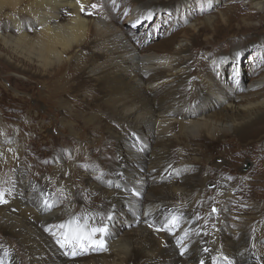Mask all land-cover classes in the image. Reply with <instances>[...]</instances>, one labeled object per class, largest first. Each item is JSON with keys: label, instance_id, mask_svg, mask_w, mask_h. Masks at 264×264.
<instances>
[{"label": "bare ground", "instance_id": "bare-ground-1", "mask_svg": "<svg viewBox=\"0 0 264 264\" xmlns=\"http://www.w3.org/2000/svg\"><path fill=\"white\" fill-rule=\"evenodd\" d=\"M128 1L131 0H122V4ZM177 1L132 0L134 7L127 21L141 19V22L146 23L154 14L160 16L169 13L178 5L184 10V3H180L183 0ZM206 1L211 5L220 0ZM109 3V0H0V57L5 59L9 67L25 70L24 65L30 73L44 77L43 86L47 91L45 100L50 105H56L59 112L55 115L54 125L65 128L70 137L75 136L88 144L75 150L74 164L71 162L63 167L61 154L64 150L61 146H72L78 141L63 135L61 140L51 143L53 151L48 148L46 152L47 155L54 153L58 159L56 168L59 173L38 180L39 184L23 181L26 175L23 163L26 162L27 154L45 152L29 150L18 139L8 142L7 148L0 145V162L12 167V170L14 168L16 177V187L11 186L8 192L0 193V231L12 248H8L12 254L5 249L0 251V264H206L211 257L214 258L212 264H264V214L258 207L252 206L254 212L239 211L242 215L237 218L238 223L233 224L236 220H227L235 189H232L231 182L217 175L213 186L215 192H206L204 185L206 183L207 187L210 184L203 175L210 173V169L213 173L218 170V174L222 170L227 171L225 167L228 164L224 163L225 167H222L209 163L208 159L200 161V158L193 156L195 151L200 153L199 156L210 152L214 156L224 155L227 161L236 160L233 155L242 154L245 148L237 147L234 142L225 139L239 135L235 139L244 140L252 149L264 140L262 68L252 71L249 83L243 85L245 94L228 90L222 95L214 88L216 85L213 87L205 77L199 81L202 92L195 95L188 75L198 57L192 51L199 52L194 44L200 40L194 34L200 29L213 35L218 25L228 30L227 27L234 19L221 15L217 19L209 16L197 25L190 24L188 30L192 31L193 37L186 30L176 40L174 36L171 41L160 42L158 46L162 49L161 53L154 49V52L139 54L129 44L134 36L133 29L118 30L111 21L108 22L107 18L96 13L103 4ZM251 6L261 12L264 0H253ZM2 24L6 26L1 28ZM241 25L238 31L254 33L256 30L255 25L246 19L241 20ZM203 41L216 40L205 35ZM214 44L218 45L216 42ZM215 50L217 54L220 53ZM2 51L6 54H2ZM230 57L236 64H240V57H235L233 52ZM218 59L214 62L220 66L225 57ZM199 66L194 68V72L204 68L203 64L201 68ZM243 67L242 63L240 69L243 70ZM239 71L236 69L235 73ZM148 74L152 76L146 81L145 76ZM182 88H187V91ZM66 93L76 98L75 104L63 100V94ZM186 97L194 102L192 111H177L185 105ZM211 100L213 104L210 106L208 101ZM208 107H213L214 114L209 112ZM101 117L111 124L107 122L106 125ZM80 122L86 126L87 133L92 129L94 136L90 133L85 137L77 135L75 129ZM131 134L137 136L135 141L140 140L142 147L133 140H128L126 145L125 139H131ZM253 137L256 138L252 141ZM247 138L251 141L245 140ZM202 142L209 144L203 145ZM96 147L105 148L109 157L102 160L95 158L90 152ZM131 147L140 151L131 152ZM176 148L177 151L174 150ZM78 158L84 159L80 163L81 159L77 161ZM87 162L91 169L115 175L118 185L128 191L124 195L120 190L110 194L96 183L89 184L86 191L91 194L100 192L101 198L82 196L80 190L74 193L73 186H78L75 180L81 171L79 167ZM37 168L36 163H32L31 169L27 170L28 175L44 172V169ZM87 168L88 165L83 169ZM256 173L258 171L253 170L252 175ZM260 176L259 180L262 179ZM168 178L172 185L154 186V183ZM135 181L136 186L133 185ZM145 181L154 184L147 193L142 186ZM41 184L47 187L55 185L70 194L65 197L56 190L53 197H50V192ZM240 184L244 185L243 182ZM17 188L21 191L23 189L25 193ZM237 188L243 193L244 188ZM133 193L138 196L132 198ZM139 197L144 199L147 207L142 218L132 214L123 223L118 222V230L115 231L101 224L110 223L114 226L115 216L121 218L119 213L122 216L130 214V207L135 206ZM59 199L65 200V204L57 210L53 205ZM79 201L86 203L82 214L76 207ZM212 204L217 206L211 211ZM123 205L125 209H122ZM106 207L110 212L108 216V212L104 214ZM11 209H17L18 214H13ZM69 209L72 216L53 226L62 230L66 240L72 236L75 242L62 243V238L58 237V243L52 244L42 236L43 231L40 230L50 223L51 218L63 215ZM195 210L201 211L209 224L222 223L220 230L212 233V236L207 235L200 223L194 224L197 222L192 214ZM180 220L187 222L179 231L180 235L187 238L189 229L195 230L194 235L188 237L196 240L191 247H186V242L178 246L179 238L174 236L161 238L160 232L156 230ZM127 225L129 230L125 229ZM76 234L80 235L76 237ZM94 234L97 238L95 242L91 240ZM4 238L0 237V242H4ZM102 246L108 247L110 252L104 257L95 255L94 252ZM86 248L90 250V255L80 256L87 253Z\"/></svg>", "mask_w": 264, "mask_h": 264}, {"label": "rangeland", "instance_id": "rangeland-1", "mask_svg": "<svg viewBox=\"0 0 264 264\" xmlns=\"http://www.w3.org/2000/svg\"><path fill=\"white\" fill-rule=\"evenodd\" d=\"M109 1H110L109 4H103L100 8H98L96 10V13L107 18L108 22L111 21L110 23L118 30L122 29V31H129L133 29L134 36L132 37V39L129 40L130 41L129 44H131L133 48H136L139 54L146 53L148 51L154 52V49H156L155 52L161 53L162 49H160V47L158 46L160 42L171 41L172 38H175V37H176L175 38L176 40L180 36L179 34L183 33L186 30H187L186 32H188V34L192 35L193 37L192 31L188 30L190 24L197 25L198 23L202 22L205 18L209 16L213 17L214 19H217V17H220L221 15V16H224L225 18L230 17L231 19H234L232 20L233 22H231L230 25L227 27L228 30L226 29L223 30L222 25H218V27L216 28L217 32L213 33V35L212 33L209 34V32H205L200 29L199 30L197 29L198 32L194 34L195 36H198L200 40L199 43L194 44L195 49L196 50L199 49V52L194 51V50L192 51L194 55L197 54L198 56L197 59L194 61L196 62L195 67H198L200 65L199 67L201 68V65L202 64L204 65L203 69L201 68V70L196 71V72H194L195 67L191 68L189 71L190 74H188L191 79L190 80L191 85L194 86L195 95L200 94L202 92L201 90L203 89L201 88L199 81L205 77L209 79L211 84H213V87L216 85L214 88L215 89L217 88L216 91L222 93V95H225L228 90H230L233 93L235 92L237 94H245L246 91L243 88V85L249 83L253 75L252 71L258 69L259 67L262 68L261 72L264 71V24H263L264 7L262 8L261 12L255 11L256 9H254L253 6H251V1L253 0H220L218 3L215 2L211 5L208 4L206 0L205 1L204 0H183V2H180V3H184V6H185L184 10L179 5L178 7L174 6L173 10H170L169 13L165 12L161 14L160 16L158 14L157 15L154 14L150 20L147 19L146 23L141 22V19H137V20L134 19V20L127 21V18L129 17V14L131 13L132 8L134 7L132 0L124 4H122V0H109ZM179 1H182V0H178L177 3ZM158 16L160 17L159 20L157 19ZM245 19L246 21L251 22L252 24L255 25L256 30L254 31V33L249 32V31H244V30L238 31V29L241 30L240 29L242 26L241 20H245ZM158 22L159 24H157ZM5 26L6 24H2L1 28H4ZM198 27L199 26H197V28ZM26 28H29V25H26ZM205 35H207L208 37H212L213 40H216V41H209L210 43L203 41V39L205 38ZM205 40H209V39L206 38ZM215 42L218 43L219 46L215 45L214 44ZM229 43H230V46L228 47ZM211 44H214V45H211ZM212 47H216L215 49H217L220 53L217 54L216 50L212 49ZM232 52L234 53L235 57H240V64L239 63L236 64L233 61V59H231L230 55ZM83 53L86 54V52H83ZM2 54H6V53H3L2 51ZM218 58L225 60L224 63L220 66H218L214 62L215 60H219ZM12 63L14 62L12 61ZM242 63L244 66L243 70L240 69V65ZM208 64H211V65L209 66ZM9 66L10 65L7 64L5 59L0 57V145L5 146L7 148L6 144L8 142H10L11 140L18 139V141L21 144H25L29 150H32V151H34L35 149L38 151L43 150V152H45L44 154L43 153L27 154L26 162L23 163L24 169L26 170V175H24L25 177L23 181L25 182V180H27L34 184H39L37 183L38 180L41 181L43 179H46L45 177L52 176L56 173H59V171L56 168V164H58L57 162L58 159L56 158L54 153L47 155L48 152H46L48 151V148L50 151H53L51 149V143H55L54 141L61 140V136L63 135L69 136V138L77 139L78 142L76 144L74 143L72 146H68V145L61 146V149L64 150L63 153L61 154V159H62L61 165L63 167L69 165V163L71 162H73L74 164L75 163L74 162L75 150L78 151L79 147H82L81 145L86 146L87 143H85L84 140L82 139L79 140L75 136L70 137V134L66 132L65 128L60 127L57 124L54 125L55 118H56L55 115H57L59 112H58V108L56 107V105H50L45 100L47 91L43 86V83H45L44 77L42 78L41 76H37V75H34L33 73H30L28 67L24 65L23 67L26 68L25 69L26 71L23 69L20 70L18 69V67L12 68ZM236 69L237 70L239 69L240 71L235 73ZM151 76H152L151 74L146 75L145 76L146 81H148L151 78ZM67 88H70V87H67ZM156 89H159V88H155V90ZM182 89L185 92L187 91L186 90L187 88H182ZM187 94H190V93H187ZM188 99L189 98L186 97L187 103L185 102V105H182L183 107L178 108L177 111H180V112L192 111L194 102ZM63 100L68 101L73 104H75L76 102V98L72 97L71 94L68 95L67 93L63 94ZM208 104H210L211 106L213 104V101L212 100L208 101ZM208 108H209V112H211V114H214L213 112L214 110L212 109L213 107L212 108L208 107ZM101 118L103 119L104 117H101ZM102 121L106 125L108 123L111 124L110 121L108 120L105 121L103 119ZM118 130H119V127H118ZM75 133L79 135L80 137H85L88 133L92 134V129H91V132L87 133L86 126H84V123L80 122L78 124V127L75 129ZM237 136L239 135H233L234 138L229 137L224 140V141H228L231 143L234 142L235 146L237 147L245 148L246 151L243 152L242 154L233 155V157L236 160L232 159L231 161H227V159L224 158V155L216 154L214 156V155H211L210 152H204L203 154L205 155L199 156L200 153H197V151H195L193 155L194 157L200 158V161H203V159L204 161L208 159L209 163H214L218 166L225 167L223 166V164L224 163L228 164L225 167L227 171L222 170V172L218 174L219 173L218 170H215L213 173V171H211L210 169L209 170L210 173L206 172L207 174L205 173L203 176L207 178L206 182L209 181V184L212 183V185L214 186L216 183L215 176L217 175H219L220 177L222 175L223 178L231 182V187L233 190L235 189V192L233 193L234 195L233 202L230 206L232 211L231 209L229 210L230 217L228 216L227 220H229L230 222H234L236 220V222H234L233 224L239 222V219L237 218L242 215L239 212L240 210L241 211L245 210L244 212L246 213L254 212L255 210H252L251 208L252 206L258 207V210L264 214V140L258 142V146L252 149V146L248 145L246 142L244 143V140L239 141L235 139ZM130 137L131 139L130 138L125 139L126 145H128L129 143L128 140H133L136 143V145L142 147L140 140L135 141V138L137 137L136 135L134 136L131 134ZM255 138L256 137H253L252 141L255 140ZM245 140H250V139L247 138ZM201 144L207 145L209 143L206 142L205 144L202 142ZM104 149L105 148H102V147H98V148L96 147L90 153L93 154L95 158H98V160H102L104 158L109 157L105 153L106 149L105 150ZM180 149L184 151V148H182V146H180ZM174 150L177 151L178 148ZM130 151L137 153L140 150L137 148L133 149L131 147ZM184 154L186 155L187 153H184ZM80 159L81 158H78L77 161ZM83 159L80 160V163L83 161ZM31 162L36 163V166H38L37 169H44L43 170L44 172H39V174H33L31 176L28 175L27 170L29 171L31 169V164H32ZM89 164L90 163L87 162V163L80 165L82 166V167H79L80 168L79 170L81 171L78 173V176H77L78 178L75 180L76 181L75 184L77 185L78 183V186H75V187L73 186L74 193L75 191L80 190L81 192H83L82 196H89V197L92 196L91 197L92 199L101 198L102 195L100 192H92L91 194L86 191V188H88L89 184H96V183L97 185H100V187H102L104 191L108 190L107 192H109L110 194H113L116 191L120 190V193L124 195L128 191L125 188H122L120 185H118L117 183L118 181L116 180L115 175L103 173V171L99 172V170L96 168L91 169ZM247 164H249V167L247 169H243ZM87 165H88V168L86 170L83 169ZM193 165L192 167H195ZM196 166H199V165L196 164ZM215 168L217 167L215 166ZM253 170L258 171V173H256L255 176L252 175ZM39 171H42V170H39ZM14 175H15L14 168L12 170V167H9V166L7 167L6 165H4V163L0 162V193L8 192L11 186L16 187V177ZM259 176L260 178L262 177L261 180H259ZM100 180L103 182V184L100 182ZM240 182H243L244 185L240 184ZM136 184H137L136 181L135 183L133 182L134 186H136ZM154 184L150 183L149 181L143 182L142 186H144L143 188H144L145 193L150 192L152 188L156 186L157 184H165L167 186H170L172 185V181L170 178H168V180L164 179ZM43 187L47 188V190L50 192L49 193L50 197H53L54 193H56L54 191L56 190L59 193L61 192V194L65 197L70 194L69 192H67V190L61 189L59 187L57 188L55 185H51L50 187H47L44 185ZM237 187L244 188L243 193L241 192L242 194L239 192ZM204 188H205L204 191L209 192V193H212V192L214 193L216 190L213 187L212 189L206 187V183L204 185ZM19 190L20 192L25 193L23 189L22 191L21 189ZM135 193L131 194V196H133L132 198H136L138 196ZM243 196H244L243 200H239V198ZM242 201L243 203H241ZM130 203H131V200H129V204ZM64 204H65V200L59 199L57 203L53 205V208L58 210L59 208H63ZM85 204H86L85 202H81V201H79L76 204L77 205L76 207H78V210L81 214H82L81 211L83 207H86L84 206ZM134 205L135 206L130 207V214L126 213L124 214V216H122L119 213V216H121V218L118 216H115L116 218L115 220H113L114 226H111L110 223L108 224L101 223V224H104V226L107 225L109 228H111V230L115 231V230H118V226H119L118 222L123 223L124 222L123 220H128V217H130L132 214L135 215L136 218H139V219L142 218L144 214L147 212L146 210L147 207L145 205L144 199L142 197H139V201H137ZM208 206H209V203H207L206 207L208 208ZM216 206L217 204H212V207L210 208V210L211 211L215 210ZM125 207L126 206L123 205L122 209H125ZM51 208H52V204L50 206V209ZM70 209L67 212L63 213V215H58L56 218H51L49 220L50 223L45 225V227L40 230V231H43L41 232L42 236H45L47 239H49V241L52 244L58 243L57 242L58 237L62 238V243L66 241L75 242V240L71 238L72 236H69V240H66L65 239L66 236L61 233L62 230L60 229L61 230L60 231L58 227L53 226L54 224H59V222L66 219V217L70 218V216H72V213H71L72 211ZM100 210L102 211L103 208H101ZM11 211L15 215L16 213L18 214L17 209H13V210L11 209ZM107 212H108L107 214L108 216L110 212H109V208L106 207L104 214ZM192 214L197 220V222H194V224L197 225L198 223H200L202 230L205 231L207 235L212 236V233L214 234L216 231L220 230L222 223H219L218 225H212V224L207 223L203 217L202 212L198 210H195L194 212H192ZM133 218L135 217L133 216ZM230 222H228L227 224L232 226V223ZM186 223H187L186 221L180 220L171 225L167 224V227L165 225L164 228H158V229L156 228V230L160 232L159 236H161V238H165V237L173 238L174 236V238H179L178 244H177L178 246H181L183 242H186L185 246L187 245L188 247H191L196 243V240L189 239L188 237L193 236L195 233V230L189 229V232H187V238L179 234V231H181L186 226ZM234 228H236V226H234ZM125 229L129 230L130 229L129 225H127ZM71 234H74V233L71 232ZM79 235L80 234H76L75 236L77 237ZM94 235L91 237V240L95 242L97 241V238H96V234ZM0 237L2 238L5 237V235L1 231H0ZM185 239H188V241L187 240L184 241ZM10 240L13 241L12 238ZM76 241H77V238H76ZM81 247H82V251H84L83 244ZM8 248H11V247L8 246L4 238V242L3 241L0 242V251L2 250L4 251L5 249L7 253L12 254V252H10ZM60 248H63V247L61 246ZM107 249L110 250L108 247L104 248L102 246L100 247L99 250L95 251L94 254L97 256L102 255L101 257H104L106 256V254L110 252ZM86 250H87V253H85L84 255L83 254H79V255L86 256V257L90 255L88 253L90 250L87 248ZM209 260L210 261L207 262L206 264H212L211 262H213L214 258L211 257ZM15 262H18V260L15 259Z\"/></svg>", "mask_w": 264, "mask_h": 264}, {"label": "water", "instance_id": "water-1", "mask_svg": "<svg viewBox=\"0 0 264 264\" xmlns=\"http://www.w3.org/2000/svg\"><path fill=\"white\" fill-rule=\"evenodd\" d=\"M249 167V164H247L243 169H247ZM214 185H212V184H210V185H208L207 187L208 188H212Z\"/></svg>", "mask_w": 264, "mask_h": 264}, {"label": "snow or ice", "instance_id": "snow-or-ice-1", "mask_svg": "<svg viewBox=\"0 0 264 264\" xmlns=\"http://www.w3.org/2000/svg\"><path fill=\"white\" fill-rule=\"evenodd\" d=\"M93 7H95V5H93ZM95 231V230H94Z\"/></svg>", "mask_w": 264, "mask_h": 264}]
</instances>
